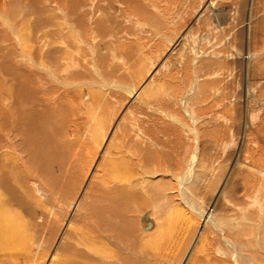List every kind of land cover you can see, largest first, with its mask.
I'll return each mask as SVG.
<instances>
[{
  "label": "rangeland",
  "instance_id": "1",
  "mask_svg": "<svg viewBox=\"0 0 264 264\" xmlns=\"http://www.w3.org/2000/svg\"><path fill=\"white\" fill-rule=\"evenodd\" d=\"M63 1L64 0H2L1 2H4L5 6L1 8V11L4 10L5 14L2 13L0 16V23L2 22V25L0 24V36L3 35L4 37L7 35L11 37L10 33H12L11 30H13L12 37L18 38L13 41V44L16 43L15 45H17L23 40L27 42V45L22 43L24 46L26 45L27 48L38 49L44 45V48L49 49V44L56 45L55 36L47 32L54 29L53 22L49 20V17L57 18L64 16L63 19L60 18L68 27L70 26V29H74L78 32L79 39L84 42L87 48V50H84L87 56L84 64L85 69L86 63L90 65L92 62V64H95L93 66L94 69L97 68L99 66L100 57L102 55L105 56L104 52L102 54L101 49H103V51L107 50L108 56H110L111 59L115 58L111 63L117 75L114 74V76L110 78L105 77L102 72L98 70L92 75L90 74L91 72H89L85 77L88 80H84L89 81L91 78V81L101 82V78H103L105 82H109V80L111 82L113 80L115 83H120L124 88L129 89L136 87L137 90L138 87L142 85L143 91L145 92H141L143 94L142 96H138L140 99H138V101L129 98L128 94L124 91L120 92L118 90L116 92L117 95H111L112 98L108 95L106 102L108 101L109 103L106 104L105 102V110H103L106 117L101 120L107 122V124L104 122L106 125L104 124L103 127H106L108 121L114 118L113 125L115 126L117 124L115 128L118 127L117 130L121 131L118 133L114 146L119 148V152L122 153L131 151L129 153L132 157L129 158L135 162L138 167L142 168L141 166H143L146 168L147 170H140V172H144L146 175L152 172V165L146 166L143 160L144 151H149V157H151L153 161L155 160V168L158 169L157 171L160 174L162 173L163 176L165 175L162 180V182L165 181L163 185L164 188L161 189H166L168 191H162V194L160 193L158 196L160 199H165V203L168 202L167 207L165 205L163 207H156V211H159L156 213L158 222L161 224L159 228L164 227L160 232L162 233L165 229L167 233L165 237L162 238L159 232L164 244V249L158 251L156 248L151 247V244L143 245L142 239L144 237L136 238L134 244H132L133 246L117 242L118 244H115L119 245V247L122 246L124 250L120 248L115 251L113 246L109 245L108 247L113 248V254L116 255L114 257L115 260H110L109 262H111V264H118V260L119 264H122L123 260L121 257L126 256L135 264H170L172 263V259H181L182 257V249L177 245L173 246V243H179L181 228L189 221L192 222H189V229L192 233L197 220L192 218L183 223L182 226L180 225L181 219L177 221L174 215L175 212L179 213L183 211L179 209V207L184 208L185 206L180 203L181 196L173 191L176 189L175 187L177 184L170 178H172V176L173 178L182 176L187 173L184 167L190 158V152L194 151V147H192L193 143L185 142L181 136V129L177 131V128H180L176 123V119L178 120V118L179 121L183 122V124L188 127L194 126L193 122L195 120L197 125H195V127L199 130V133L201 131L200 136L203 134V136L200 137V140L203 139L202 143H200L198 147V154H200V156H198L199 159L198 157L197 159L200 164L198 161L196 162L197 165L199 164L197 168L198 171L196 170L195 173L197 177L196 179L194 178L193 184L188 186L189 188L191 187L190 190L193 196L187 195L186 198L190 199L193 205L195 207L197 206L196 208L200 211L208 212V210L213 207L212 204L218 197L219 192H222L216 206L225 209L224 218L225 220L228 219V222L233 220L240 221L239 213L244 210L246 211L249 206L248 204L252 203L253 199H255L254 203L259 204L257 212L260 210V205L264 208V199H262L264 198V188H262L264 182H261L260 175L257 172L251 171V166L256 170L264 169V0H99L100 2H93L95 8L93 7L90 9L91 6L89 7L90 12H84L83 7L85 8V6L83 3L89 6L91 0H75V10L71 7V4L69 5L67 3V0H65L64 3ZM108 2L111 4H108ZM117 9L120 11L119 13H116ZM92 19H94L93 22ZM33 20H35V23ZM42 20H45L44 23ZM48 22L50 27L47 24ZM20 25H23L22 28ZM9 27L12 28L10 29ZM26 27L27 31H25L27 33L23 30L26 29ZM95 29H97V31ZM37 37H43V41L36 42ZM52 37L54 38L51 40ZM94 40H97L96 44L93 43ZM92 48L93 50H91ZM48 51L52 52L51 49ZM201 54H203V56H201ZM53 55H55V57L57 56L56 54ZM247 55L251 56V60L246 59ZM117 57L118 60L116 59ZM51 59L45 60V63H42V58L39 56V62H37V64H41L42 66L39 67L44 70L46 69V71L51 70L54 68L53 63L57 65V62H55L54 59L52 62ZM75 61L78 62L77 57H75ZM105 64H110L108 59L105 60ZM49 65H51L52 68L49 67ZM80 65L82 66V64ZM160 66L161 68L159 70L158 68ZM88 68L90 69V66H88ZM125 69H127V71H125ZM157 70L158 73L154 75ZM37 74L40 75L39 73ZM152 75L154 76L151 81L146 83L147 79H150ZM142 78L146 80V84L144 82L138 83ZM194 79L198 81L197 83L200 82L197 85L198 87L200 86L202 91L197 87L199 92L193 91L189 101H186L183 105L179 104L178 100H180L181 97L184 98L185 90H189L188 88ZM108 89L111 92L112 89L110 87L106 88V90ZM194 92H197V94ZM259 100H261V105L255 103ZM252 103H255L254 106ZM90 105L91 109L93 103ZM97 106L98 108L100 107L99 104H97ZM94 107H96V105ZM146 107L157 109L159 112L161 110L164 114L170 113L174 116L175 120L159 116L156 113L151 115V113H148ZM106 110L109 111V113H106ZM108 116L111 118H108ZM248 116L250 118L252 117L251 120ZM190 118H192L193 121ZM248 119L250 120L249 122H247ZM173 121L174 124L172 123ZM246 123H248L247 126ZM90 124L92 125V123ZM175 124L176 126H174ZM151 125L155 126L157 130L151 128ZM136 127L144 136L147 134L142 140V144L147 148L143 145H140V149L136 150L130 148V146L127 147L123 136L124 130L127 131L128 128L136 130ZM204 130H208L209 133ZM131 133L133 134L134 132L131 131ZM169 133L170 135H168ZM114 134L112 138L115 137ZM208 144L211 145V147H209ZM122 145H125V147ZM167 145H169V147H166ZM223 145L224 147L222 148ZM142 150H144V153ZM151 150L152 152H150ZM175 150L176 152H174ZM203 155L204 158H202ZM19 156L23 161L22 164L24 165L25 163L24 166L27 169L31 167V169H28V171L30 170L29 172H31L32 164L25 161V156L23 154H19ZM135 156L138 160L135 159ZM138 156H141V158ZM100 161L101 160L97 159L95 162H99V168L100 166L101 168L98 169L100 174L103 175L105 174V168L101 165L102 161ZM95 162L93 165L96 168ZM156 162L160 166L156 165ZM196 164H194L193 167H195ZM199 166L201 168L208 167L209 169L211 168L210 166L214 167L212 169L215 170V176H210L211 173L209 174V169L207 171L205 170V173H199ZM246 167L251 169L250 172L252 173V178H248L251 181L246 179L247 185L244 182L246 181L244 178L248 177H244V175H248L245 170ZM92 172L95 171L93 170ZM108 172L107 169V173ZM253 173L258 175L256 176ZM157 179H159V177ZM256 179H258L260 183H258ZM210 182L211 184L209 185ZM212 182H215V184ZM253 182L255 184H253ZM147 183L152 184L150 182ZM248 184H250V186H248ZM260 185L262 187H260ZM45 188L48 190L47 187ZM171 189L173 190L171 191ZM136 190L138 192L137 194L143 197L142 199L145 201L142 205L138 203L129 205V211H131L129 215H131L132 220L135 218L134 221L136 220L137 223V216L145 211L149 205L152 208V201L155 199L149 194L148 196L147 193L142 192L140 194V189ZM231 191L234 192L232 193L234 195L231 194ZM250 191L252 193H250ZM253 191H255V194ZM261 201L262 203H260ZM98 202H100V200ZM253 205L254 204H251L252 207L249 206L251 210H254L253 208L255 206ZM216 206L214 207V211ZM185 208L189 210L188 207ZM228 210L233 213V215L228 212ZM263 210L264 209H261V211ZM251 212L253 213V211ZM260 214H262V212ZM255 216H257L258 219H255L256 217L253 215H248L249 220L247 218L246 223L242 224V227L245 228L243 229L240 226L241 230L238 234L243 244L250 245L249 250L252 251L254 249L253 252L250 251V253H256V251H258L256 253L257 258H254L256 260L252 259L253 255H250L249 251L243 252L241 264H247L248 262L251 264H259L261 260L263 261H261V263L264 264V259H262L264 258V240L262 239L263 236H260L262 235V227L258 226L259 224L264 226V217L260 215L263 217L260 219L259 213ZM165 225L172 226L166 227ZM218 226L222 231L227 230L229 227H234L231 225L225 226V222L220 221H218ZM254 229L257 230V233L253 235L251 231ZM209 231L205 236V243L207 245L203 258L215 259L216 264H233L230 248H226V243L222 240L220 235L212 230ZM137 235H139V232L136 236ZM160 237L157 238L160 239ZM258 243L259 245H257ZM125 249L126 251L127 249L131 250L133 252L131 253L132 255L128 252L125 253ZM219 249L224 250L223 255L216 254L217 251L219 252ZM140 251H142V253ZM136 253L140 254L138 255L140 259L135 256ZM155 253L157 255H155ZM258 253L262 255L259 256ZM227 260L229 262H227ZM205 262L207 264V261Z\"/></svg>",
  "mask_w": 264,
  "mask_h": 264
},
{
  "label": "bare ground",
  "instance_id": "2",
  "mask_svg": "<svg viewBox=\"0 0 264 264\" xmlns=\"http://www.w3.org/2000/svg\"><path fill=\"white\" fill-rule=\"evenodd\" d=\"M1 1L2 0H0V16L2 13L5 14L4 10L1 11V8H4L5 6L4 2ZM67 1V3L69 5L71 4V7L74 8L75 0ZM100 1L91 0L89 6L82 2L85 6V8L83 7L84 12H90L89 10L94 7L93 2L96 3ZM108 4L111 3L108 2ZM116 11V13L120 12L118 9ZM60 17H49V20L53 22L54 29L47 32L55 36L56 39V45H48L52 52H49L48 48H44V45L38 49L27 48V42L23 40L17 45H15L16 43L13 44V41L18 39L12 37L13 30H11L12 33H10L11 37L7 35L4 37L3 35L0 36V264H111L109 261L115 260L114 257L116 256L113 254L114 250L117 251L120 248L123 249L121 245V247H119V245H116L115 243L118 242L121 244L132 245L136 238L142 237H144L142 239L143 245L151 244V247L161 251L164 249L162 238H164L167 233L165 232V229L162 233L160 232L164 227L159 228V225L161 224L158 222L156 213L159 211H156V207H163L164 205L167 207L168 205V202L165 203V199H160V197H158L160 193L162 194V191L168 192L166 189H161L164 188L163 185L165 184V181L162 182V180L165 175L163 176L162 173L160 174L157 171L158 169L155 168L154 163L155 160L153 161V159L149 157V151L144 150H142V152H145L143 156L144 164L146 166L152 165V172L150 174L148 173V175L144 172H140L141 169H147L143 166H141L142 168L138 167L137 164L129 158L132 157L129 153L131 151L122 153L119 152V148L114 146L118 133L121 132L117 130L118 127L115 128L117 124L115 126L113 125L114 118L108 116L111 120L108 121L106 127H103V125L105 123L107 124V122L101 121L102 118L104 119L106 117L103 110H105L104 107L108 95L111 97V95L116 94L119 90L120 92H126L129 98L138 101V96H142L143 94L141 92H145L143 91V86L141 85L138 87V90L136 87L128 89L124 88L120 83H115L113 80L111 82L110 80L109 82H105L101 77V82L94 81L93 79V81H91V78L89 81H86L88 79L85 77L89 72H91L90 74L92 75L98 70H100L105 77L110 78L111 76H114V74L117 75L113 70L111 63L115 58L111 59L107 54V50L103 51V49H101L102 54L104 52L105 56H101L100 54L99 66L94 69L93 66L95 64H92L93 62L90 65L86 63L85 69L84 64L87 56L85 55L84 50H87V48L84 45V42L79 39L78 32L74 29H70V26L68 27V25L62 20L64 16L61 17L62 19ZM93 20L94 19H92V22ZM33 21L35 23V20ZM42 21L44 23L45 20ZM47 24L50 27L49 22ZM22 26L20 25L21 28ZM12 27L9 28L11 29ZM23 30L27 31V27ZM95 30L97 31V29ZM53 38L54 37H52L51 40ZM36 40V42H41L43 41V37H37ZM96 42L97 40H94L93 43L96 44ZM22 43L26 45L24 46ZM91 50H93V48ZM53 54H56L57 56L55 57ZM39 56L42 58V63H45V60H50L52 57L51 61L53 62L54 59V61L57 62V65L53 63L54 68L46 71V69L44 70L39 67L42 66L41 64H37V62H39ZM201 56H203V54H201ZM75 57H77L78 62L75 61ZM250 57L251 56L247 55L246 59L251 60ZM106 59H108L110 64H105ZM116 59L118 60V57ZM80 64H82V66ZM88 66H90V69ZM49 67L52 68L51 65H49ZM160 68L161 66L158 69L160 70ZM125 71H127V69H125ZM157 73L158 70L154 75ZM154 75H152L150 79H147V81L142 78L138 83H145V81L148 83ZM197 82L198 81L195 79L193 80L188 88L189 90H185L184 98L181 97L180 100H178L179 104L183 105L186 101H189L193 91L199 92L198 88H200V86L198 87L197 84L200 82ZM109 87L112 89L111 92L109 89L106 90V88ZM194 93L197 94V92ZM91 103H93V106L90 109ZM107 103L109 102L107 101L106 104ZM255 103L261 105V100L258 102L256 101ZM97 104L100 105L99 108ZM254 104L252 103L253 106ZM95 105L96 107H94ZM146 109H148L147 111L148 113H151V115L156 113L159 116L175 120L174 116L170 113L164 114L161 110L159 112V110L151 107H146ZM107 110L105 112L109 113ZM192 118L190 119L192 120ZM250 120L248 119L247 122ZM90 123H92V125ZM172 123L174 124V121ZM176 123L180 127L177 128V131L178 129H181V136L185 142L193 143L192 147H194V151L190 152V158L184 167L187 173L182 176H176L174 178L172 176V178H170L177 184L175 187L176 189H171V191L173 190L174 192H177V194L181 196L180 203L189 208V210L185 207L180 208L174 204L179 207V209L183 210L179 213L175 212L174 215L177 221L181 219L180 225L182 226L183 223L192 218L197 220V223L194 226L192 233L189 229V225L192 223L190 221V223L187 222L181 228L179 233V243H173L174 245H172H177L182 249L183 254L181 259L174 258L171 260L172 263L170 264H206L205 261H207V264H216L215 259L203 258L205 256L204 253L207 245L205 243V236L209 230L220 235L222 240L226 243V248H230L233 264H241L243 252L249 251L250 253L251 250H249L250 245L242 243V239L239 237L238 233L241 228H243L242 224L246 223L249 214L250 216L253 215L256 217L255 219H258L257 216H255L257 213H259V216L262 215L264 217V210L261 211V209L264 208L260 205V210L257 212L259 204L254 203L255 199H253V202L248 205L252 207L251 204H254V210H251L248 206L246 211L244 210L245 212L243 211L239 213L240 221L233 220L228 222V219L225 220L224 218L225 209L216 206L217 201L222 194V192H219L216 200H213V209H209L208 212L197 209V206L195 207L192 201L187 199L186 196H193L191 194L192 191L190 190L191 187L189 188L188 186L193 184L194 178L196 179L197 177L195 176V173L200 164L198 161V156H200V154H198V147L199 144L202 143L203 139L201 138L202 140H200V137H202L203 134L200 136L201 131L199 133V130L195 127V120L193 122L194 126L191 127L185 126L183 122L179 121V118L178 120L176 119ZM247 124L248 123H246V126ZM174 126H176V124ZM151 128H155V126L151 125ZM127 131L124 130L123 135L127 147L130 146V148H134L135 150L140 149L139 146L143 145L142 140L147 134L144 136L137 127L136 130L128 128ZM131 131L134 133L132 134ZM205 132L209 133L208 130ZM113 134L115 135L114 138H112ZM168 135H170V133ZM122 146L125 147V145ZM166 147H169V145ZM209 147H211V145H209ZM223 147L224 145L222 148ZM150 152H152V150ZM174 152H176V150ZM19 154H23L25 156V161L32 164L31 172H29L30 170L28 171L31 167L27 169L24 166L25 163L24 165L22 164L23 161ZM138 157L141 158V156ZM202 158H204V155ZM97 159L102 161L101 165L105 168V174L103 175L100 174L99 171L101 168V166L99 168V162H95ZM197 161L199 163L198 165L196 164ZM94 162L96 163V168L93 165ZM194 164H196L195 167H193ZM156 165H158L157 162ZM210 167V169L208 167H200L199 173H205V170L207 171L209 169L208 172L209 174L211 173L210 176H215V170L212 169L214 167ZM107 169L109 171L108 173ZM251 169L246 167L245 170L248 175H244V177H248L244 178V180L252 178L251 170L260 175L261 182L263 183L264 169L256 170L252 166ZM93 170L95 172H92ZM254 175H256V173ZM158 177L159 179H157ZM248 181L251 180L248 179ZM147 182L152 184H148ZM244 182L246 184L247 180ZM170 183L173 184L172 182ZM212 183L215 184V182ZM258 183H260L259 180ZM210 184L211 182L209 185ZM253 184L255 183L253 182ZM248 186H250V184H248ZM45 187H47L48 190ZM260 187L262 186L260 185ZM262 188H264V186ZM136 189L141 190L140 194L142 192L147 193V195L149 194L155 199L152 201V208L149 205L145 211L137 216V223L136 220L134 221L135 218L132 220L131 215H129L131 212L129 211V205L136 203L142 205L145 201L142 199L143 197H140L137 194L138 192ZM254 192L255 191H253V193ZM232 193L234 192L231 191V194ZM250 193L252 192L250 191ZM99 200L100 202H98ZM260 203H262V201ZM215 206L216 208L214 211ZM251 211H253V213ZM228 212L230 211L228 210ZM261 212L262 214H260ZM145 214L147 215V220L152 225L148 230H145L141 225V217ZM231 214L233 215V213ZM263 217L260 216V219ZM218 221L225 222V226L231 225L234 227H229L227 230L222 231L218 226ZM244 225L247 226L246 224ZM170 226L172 225H167L166 227ZM258 226L262 227V235L260 236H263L262 239L264 240V226L260 224ZM138 232L139 235L136 236ZM159 232L161 233L162 238L160 237ZM251 232L254 235L257 233V230L254 229ZM157 237H160V239ZM109 245H112L114 250L113 248H109ZM257 245H259V243ZM253 250L251 252H253ZM126 252L130 255L133 253L128 249L127 251L125 249V253ZM140 252L142 253V251ZM257 252L258 251H256V253ZM256 253H250V255H253L252 259L257 258ZM216 254L223 255L224 250L219 249V252L217 251ZM138 255L140 254L136 253L135 256L139 257ZM155 255L157 254L155 253ZM258 255L260 256L262 254L258 253ZM121 259L123 260L122 264H135L126 256L121 257ZM138 259H140V257ZM261 261L260 263H257L262 264ZM227 262L229 261L227 260ZM117 263L119 264L118 260Z\"/></svg>",
  "mask_w": 264,
  "mask_h": 264
},
{
  "label": "water",
  "instance_id": "3",
  "mask_svg": "<svg viewBox=\"0 0 264 264\" xmlns=\"http://www.w3.org/2000/svg\"><path fill=\"white\" fill-rule=\"evenodd\" d=\"M141 225L145 230H148L152 227L151 223L147 220V215L141 217Z\"/></svg>",
  "mask_w": 264,
  "mask_h": 264
}]
</instances>
